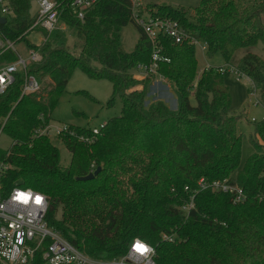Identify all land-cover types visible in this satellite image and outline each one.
<instances>
[{
  "label": "trees",
  "instance_id": "trees-1",
  "mask_svg": "<svg viewBox=\"0 0 264 264\" xmlns=\"http://www.w3.org/2000/svg\"><path fill=\"white\" fill-rule=\"evenodd\" d=\"M55 1L59 21L74 30L75 42L67 47L60 30L39 28L46 38L40 44L22 36L42 52L40 62L26 66L40 88L21 95L23 72L17 71L0 94V124L12 140L0 152L4 188L44 194L48 227L92 260L120 259L137 238L153 247L154 264H264V119L254 120L249 142L255 151L239 167V117L229 111L227 72L211 66L197 75L195 46L162 35L160 53L168 60L158 63V72L173 86L177 107L146 103L154 77L136 78L133 69L150 61L151 46L132 18L130 0H96L82 19L73 12V0ZM31 5L32 0H11L14 14L0 26L6 37L16 40L31 26ZM141 13L177 20L207 42L206 56L219 53L264 95V63L253 51L258 41L264 44V0H197L190 9L146 2ZM130 22L138 36L126 51L120 31ZM2 59L10 61L11 53ZM75 69L109 80L108 104L119 97L121 111L95 134L75 125L59 133L70 154L62 165L58 147L38 131L51 123ZM85 134L89 140L80 139ZM97 167L92 179H76ZM201 178L227 179L245 198L234 203L228 193L200 189ZM191 196L193 207L186 211ZM50 242L46 237L30 264H44Z\"/></svg>",
  "mask_w": 264,
  "mask_h": 264
},
{
  "label": "built area",
  "instance_id": "built-area-1",
  "mask_svg": "<svg viewBox=\"0 0 264 264\" xmlns=\"http://www.w3.org/2000/svg\"><path fill=\"white\" fill-rule=\"evenodd\" d=\"M35 2V9L32 11L34 20L31 26L16 40H11L4 35L0 28V94L4 93L14 80V73L23 72V82L21 85V95L36 92L40 88L37 79L27 73V64L30 62H40L42 60V52L39 49L28 47L22 36L27 38L28 34H34L36 44H40L45 40L42 38V31L49 34L56 30L59 24V4L55 0H32ZM96 0H73L71 6L77 17L83 18L84 9L90 7ZM131 12L134 22H136L143 32L146 34L151 46L150 61L147 63H138L133 69L136 78L153 75L154 78L166 80L158 72V63L168 60L162 56L160 40L162 35H166L173 39L175 43H188L194 45L203 55L206 56L207 42L191 35L187 29L182 27L180 23L167 16L149 15L141 13L144 9L141 0H130ZM13 10L11 0H0V18L12 16ZM62 24V23H61ZM1 26V23H0ZM65 26V25H64ZM62 24V29H63ZM24 41L27 56L22 57L14 48L15 42ZM32 41V40H31ZM6 53H11V60H3L2 57ZM217 67L221 72H235L239 77L245 75L236 67L227 64L209 65ZM255 93L253 85L252 91ZM264 119V117H263ZM255 120V119H253ZM4 122L0 124V134L3 132ZM102 126L93 128V133H97ZM52 125H46L38 132L49 135ZM55 133L69 131L67 124H61L54 127ZM89 140L88 138H82ZM6 165L0 162V264H30L35 253L42 247L46 237L51 242L43 251L44 264H87L90 260L88 257L79 252L71 243L62 238L58 232L48 227L45 221L47 211V199L41 192L35 191L30 187L12 186L4 188L2 183L3 172ZM92 172V171H91ZM199 188L204 189L210 187L212 190L221 191L230 194L232 201L240 202L245 198L244 192L235 184H231L227 179L214 180L207 183L203 178L199 180ZM187 189V186L184 188ZM187 203L183 209L188 210L193 207V202ZM154 254L153 247L135 238L130 246L128 253L120 259L110 261V264H130V261L137 264H154L152 256Z\"/></svg>",
  "mask_w": 264,
  "mask_h": 264
},
{
  "label": "rangeland",
  "instance_id": "rangeland-1",
  "mask_svg": "<svg viewBox=\"0 0 264 264\" xmlns=\"http://www.w3.org/2000/svg\"><path fill=\"white\" fill-rule=\"evenodd\" d=\"M145 8L146 2H151L156 6L170 4L174 7L185 6L189 8L197 3V0H141ZM35 2H32L31 11L35 9ZM264 21V16H263ZM63 24V23H62ZM59 21L56 30L64 31L65 45L72 48L75 42V33L73 29L63 27ZM122 48L126 51L133 49L138 31L135 25L130 22L124 26L121 31ZM29 40H34V34H28ZM15 50L22 56H27L24 41L15 42ZM253 51L262 59L264 63V44L260 41L256 43ZM196 58L198 60L197 75L209 65H223L227 64L222 59L221 55L210 54L203 55L196 49ZM97 66V65H96ZM134 73V72H133ZM228 87L231 105L229 111L232 115L238 116L236 127L241 134V156L239 167H242L250 154L255 151L254 146L249 142L250 135L254 134L255 122L253 119L260 121L264 117V95L261 96L262 91L258 89V85L251 80L247 75L238 76L235 72H228L225 80ZM255 88V93L251 92ZM113 94L112 83L107 79H95L89 77L80 69H75L72 73L65 91L61 96L56 108L52 111L51 132L48 135L50 141L58 147L60 152V161L62 165L69 163L70 154L65 148L63 142L55 133V126L61 124L84 126L96 128L100 124L105 123L110 117L120 114L121 101L119 97L114 99L112 104H108L109 99ZM161 100L170 109H176L177 97L173 86L167 80L154 78L149 86L146 103ZM190 102L195 104L193 96H190ZM145 103V104H146ZM85 134L82 138H89ZM260 141V140H259ZM12 145L11 138L5 133L0 134V152L7 151ZM130 264H137L128 260ZM108 261H96L90 259L87 264H110Z\"/></svg>",
  "mask_w": 264,
  "mask_h": 264
},
{
  "label": "water",
  "instance_id": "water-1",
  "mask_svg": "<svg viewBox=\"0 0 264 264\" xmlns=\"http://www.w3.org/2000/svg\"><path fill=\"white\" fill-rule=\"evenodd\" d=\"M4 22H5V18H0V23L2 24ZM99 170H100V167H97L95 170L88 173L87 175L78 176V177H76V179H78V180H90L99 172Z\"/></svg>",
  "mask_w": 264,
  "mask_h": 264
},
{
  "label": "crops",
  "instance_id": "crops-1",
  "mask_svg": "<svg viewBox=\"0 0 264 264\" xmlns=\"http://www.w3.org/2000/svg\"><path fill=\"white\" fill-rule=\"evenodd\" d=\"M42 38H43V34H42Z\"/></svg>",
  "mask_w": 264,
  "mask_h": 264
}]
</instances>
